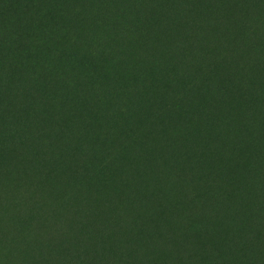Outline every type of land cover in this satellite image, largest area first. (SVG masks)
<instances>
[{
	"label": "rangeland",
	"instance_id": "rangeland-1",
	"mask_svg": "<svg viewBox=\"0 0 264 264\" xmlns=\"http://www.w3.org/2000/svg\"><path fill=\"white\" fill-rule=\"evenodd\" d=\"M223 1L0 0V264H264V0Z\"/></svg>",
	"mask_w": 264,
	"mask_h": 264
},
{
	"label": "trees",
	"instance_id": "trees-1",
	"mask_svg": "<svg viewBox=\"0 0 264 264\" xmlns=\"http://www.w3.org/2000/svg\"><path fill=\"white\" fill-rule=\"evenodd\" d=\"M162 1V0H161ZM160 0H87V8L89 11V14H92L93 17H96L100 22H103L105 24H108L109 27H112L114 25L118 24V18L121 19V17H124V14L128 13V10L134 9L135 16L139 17L140 26H143L142 21L148 24V27L142 29L143 31H147L151 29H156V31H159L162 34V27L160 26L161 18H154V11L158 7V4L161 2ZM223 4L221 5V11H220V18L227 23V18L232 17L234 15L233 9L236 11L235 16L237 17L241 12L248 11L251 9H254V5H251L250 7H246L240 0L234 1V0H227L223 1ZM130 5V6H129ZM155 7V8H154ZM224 7H231L232 12L229 10L224 11ZM237 9V10H236ZM259 10L261 14L259 15V22L258 26L264 24V8L259 7ZM257 10L256 13L259 11ZM255 11V9H254ZM229 13V14H228ZM185 14V13H184ZM231 14V15H230ZM171 17L176 18V14L171 13ZM235 19H231V27L234 28L232 31V34L235 38L234 43L239 45L242 42V39L244 36H254L259 35L257 33H253L252 29L246 28L242 30L240 25L238 24V21ZM226 20V21H225ZM155 25V26H152ZM256 26V23L252 24ZM237 29V31L235 30ZM242 44V43H241ZM3 169L0 167V172H2ZM1 174V173H0ZM1 199V194H0ZM135 228V225H132L130 227ZM141 230L144 229L141 225V221L139 222V226ZM146 231L143 230V234ZM71 245L73 244V241H70ZM172 245L169 246L168 250H171L173 255H175V251Z\"/></svg>",
	"mask_w": 264,
	"mask_h": 264
}]
</instances>
